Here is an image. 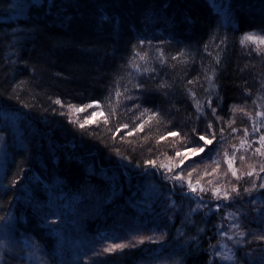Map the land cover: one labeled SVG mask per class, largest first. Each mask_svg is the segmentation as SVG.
<instances>
[{"label": "trees", "instance_id": "1", "mask_svg": "<svg viewBox=\"0 0 264 264\" xmlns=\"http://www.w3.org/2000/svg\"><path fill=\"white\" fill-rule=\"evenodd\" d=\"M260 31L264 0H0V264H264Z\"/></svg>", "mask_w": 264, "mask_h": 264}, {"label": "snow or ice", "instance_id": "2", "mask_svg": "<svg viewBox=\"0 0 264 264\" xmlns=\"http://www.w3.org/2000/svg\"><path fill=\"white\" fill-rule=\"evenodd\" d=\"M246 42H257V43L260 44V45H264V37L254 36L253 34H246V35L242 38V40H241V44L244 45ZM260 50H261V51H264V49H260ZM208 79H209V81H211V77H209ZM55 103L59 104V103H61V102H60L59 100H57V101H55ZM90 107H92V105H86L84 108H79V109L76 108L75 106H69V108H70V110H71L72 112H84V111L87 110V108H90ZM146 111H147V110H146ZM213 111H215V109H213ZM233 111H234V112H236V111H242V109H239V108L234 107V108H233ZM91 115L94 117V116L96 115V113L93 112ZM142 115H143V114H142ZM153 115L155 116L156 114L154 113ZM72 122H73V123H78L77 120H73ZM89 122H91V121H90V120H85V123H89ZM85 123H81V124H80V127L83 128V127L85 126ZM125 127H127V125H125ZM210 127H211V126H210ZM170 135H172V136H176L177 133H170ZM200 139H201V140H205V137H204V136H201ZM261 141H264V136L261 137ZM205 143H206V144H210L211 141H210V140H205ZM242 143H243V142H242ZM200 151H204V149L201 148ZM256 151L259 152L260 149H257ZM177 155H180V153L177 152ZM241 159H243V157H241ZM150 163H152L153 165L155 164V162H150ZM182 163H183V160L181 161V164H182ZM160 166H161V167H164L163 164H161ZM229 167H231V161H229ZM169 171H171V169H169ZM261 171H264V166L261 167ZM233 174L235 175V173H233ZM251 174H252V173H249V175H251ZM189 175H191V174H189ZM190 187H191V185H190ZM253 187H255V185H253ZM260 187H261V188H264V184H261ZM192 191H195V188H193ZM233 191H235V188H233ZM246 191H251V189H246ZM224 198H225V199L228 198L227 194H225ZM0 219H2V218H0ZM239 235H240L241 237H243L245 234H244L243 232H240ZM229 238H231V237H229ZM261 239H264V237H261ZM140 242H142V241H140ZM123 247H126V245H110L108 248L104 249V251L107 252V251H111L113 248H123ZM222 259H223V260H227V261H231V260L234 259V255H231V254H224V255L222 256Z\"/></svg>", "mask_w": 264, "mask_h": 264}, {"label": "rangeland", "instance_id": "3", "mask_svg": "<svg viewBox=\"0 0 264 264\" xmlns=\"http://www.w3.org/2000/svg\"><path fill=\"white\" fill-rule=\"evenodd\" d=\"M254 36H258V37H264V31H260V32H257L256 34H253ZM1 156V155H0ZM155 190L156 192L158 191L156 188L153 189Z\"/></svg>", "mask_w": 264, "mask_h": 264}]
</instances>
